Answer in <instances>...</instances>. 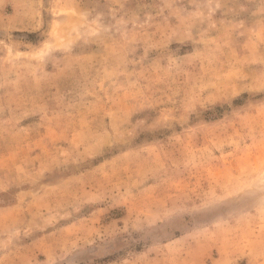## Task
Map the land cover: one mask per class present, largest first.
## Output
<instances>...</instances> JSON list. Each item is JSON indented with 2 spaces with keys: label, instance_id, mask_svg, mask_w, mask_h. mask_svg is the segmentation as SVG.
<instances>
[{
  "label": "rangeland",
  "instance_id": "obj_1",
  "mask_svg": "<svg viewBox=\"0 0 264 264\" xmlns=\"http://www.w3.org/2000/svg\"><path fill=\"white\" fill-rule=\"evenodd\" d=\"M0 264H264V0H0Z\"/></svg>",
  "mask_w": 264,
  "mask_h": 264
}]
</instances>
